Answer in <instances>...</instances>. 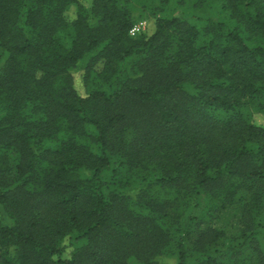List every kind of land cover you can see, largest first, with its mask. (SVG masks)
<instances>
[{"label": "trees", "instance_id": "16d2710c", "mask_svg": "<svg viewBox=\"0 0 264 264\" xmlns=\"http://www.w3.org/2000/svg\"><path fill=\"white\" fill-rule=\"evenodd\" d=\"M169 1L0 0V264H264V0Z\"/></svg>", "mask_w": 264, "mask_h": 264}, {"label": "rangeland", "instance_id": "374dc122", "mask_svg": "<svg viewBox=\"0 0 264 264\" xmlns=\"http://www.w3.org/2000/svg\"><path fill=\"white\" fill-rule=\"evenodd\" d=\"M78 1L80 5H82L86 9H89L91 7V0ZM193 1L194 0H170L168 5L175 8V10L180 11L186 17H191L192 15L201 17L209 15V11H207L205 8L193 7ZM158 7L159 4L157 0H133L131 4V18L133 21V25L128 31V35L130 38L134 39L142 33L149 35L153 31L154 18L162 14L159 10H157ZM77 8L78 6L76 4L69 5L67 7L68 12L66 13V16L69 19H72L75 16ZM131 29H134L135 31L131 33ZM73 78L75 89L79 94L84 95L85 90L81 72H74ZM251 118L255 124L264 125V115L262 113L252 110ZM16 163L17 154L16 152L11 151V170L7 176V181L9 183H13L16 178L14 169ZM0 220L5 225H12V220L4 212L1 206ZM213 224L215 227L222 228L225 231V237L223 239V242L217 246V249L227 248L229 246H233L237 243L242 242V237L240 235V224L237 213L234 210L227 209L225 211H222L214 220ZM260 239L262 240L261 243L264 248V239L261 237ZM64 242L65 243H63V245H65L66 250L63 256L68 257L72 248L69 245L68 238H66ZM157 261L161 264H177L178 257L175 245H172L167 251L157 257Z\"/></svg>", "mask_w": 264, "mask_h": 264}, {"label": "built area", "instance_id": "2783aa9c", "mask_svg": "<svg viewBox=\"0 0 264 264\" xmlns=\"http://www.w3.org/2000/svg\"><path fill=\"white\" fill-rule=\"evenodd\" d=\"M135 30L134 29H131V33H133Z\"/></svg>", "mask_w": 264, "mask_h": 264}]
</instances>
